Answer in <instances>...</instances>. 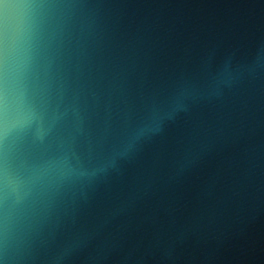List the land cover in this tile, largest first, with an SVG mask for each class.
Masks as SVG:
<instances>
[{
	"label": "water",
	"instance_id": "95a60500",
	"mask_svg": "<svg viewBox=\"0 0 264 264\" xmlns=\"http://www.w3.org/2000/svg\"><path fill=\"white\" fill-rule=\"evenodd\" d=\"M63 2L56 63L87 105L53 147L105 170L52 206L45 261L264 264V0Z\"/></svg>",
	"mask_w": 264,
	"mask_h": 264
},
{
	"label": "clouds",
	"instance_id": "9594fccd",
	"mask_svg": "<svg viewBox=\"0 0 264 264\" xmlns=\"http://www.w3.org/2000/svg\"><path fill=\"white\" fill-rule=\"evenodd\" d=\"M73 7L63 0H0V264H50L40 251L44 219L68 191L105 170L62 145L53 147L61 118L79 115L87 105L66 87L63 65L56 63L57 41ZM255 67H261L259 61ZM231 81L225 71L216 86ZM160 119L150 117L116 156L158 132Z\"/></svg>",
	"mask_w": 264,
	"mask_h": 264
}]
</instances>
